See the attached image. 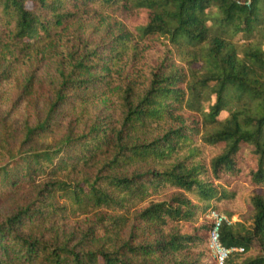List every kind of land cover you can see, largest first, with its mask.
Returning a JSON list of instances; mask_svg holds the SVG:
<instances>
[{
    "label": "trees",
    "instance_id": "16d2710c",
    "mask_svg": "<svg viewBox=\"0 0 264 264\" xmlns=\"http://www.w3.org/2000/svg\"><path fill=\"white\" fill-rule=\"evenodd\" d=\"M71 43L44 118L0 143V199L39 178L44 196L0 221V264H215L203 217L250 190L248 218L220 227L224 264H264V0H0L1 54ZM67 213L76 236L21 230Z\"/></svg>",
    "mask_w": 264,
    "mask_h": 264
},
{
    "label": "rangeland",
    "instance_id": "374dc122",
    "mask_svg": "<svg viewBox=\"0 0 264 264\" xmlns=\"http://www.w3.org/2000/svg\"><path fill=\"white\" fill-rule=\"evenodd\" d=\"M112 16L125 26L139 20L138 15H129L125 12H115ZM83 31L84 37H89L96 42L100 41L102 29L97 23V19H92L90 23H87ZM71 45L72 43L57 45L49 58L41 60L39 55L36 57L33 54L25 62L15 61L13 57L0 53V143L7 138L10 139V147H13L20 140V129L24 125H34L39 119L44 118L51 102L52 90L59 83L57 67L65 58L67 47ZM30 82L32 83L30 91L25 93L29 88L26 91L24 88ZM68 124V118L61 120L57 133L41 139L40 142L44 146L56 143L67 132ZM11 135L15 137L16 142L15 139H11ZM244 151L247 150L244 148ZM7 158L8 156L0 157V165ZM40 179H37L36 185L23 181L19 191L10 194L6 199H0V221L8 216L21 214L23 210L32 211L34 209L38 196L39 198L44 197H41V193L39 194L43 188V182ZM259 188L263 190L264 186ZM252 193L253 191L250 190L240 196L242 209L234 214L237 219L242 216L243 219H247L251 213L249 199ZM221 213L226 214L223 211ZM205 218L206 215L203 219ZM24 220L21 230L38 237L42 236L48 241L55 236L56 232L60 233V239L70 237L72 233L75 236L78 235L77 229L81 224L80 217L68 213L56 217L52 215L50 220L42 219V217L36 219L25 217Z\"/></svg>",
    "mask_w": 264,
    "mask_h": 264
},
{
    "label": "built area",
    "instance_id": "2783aa9c",
    "mask_svg": "<svg viewBox=\"0 0 264 264\" xmlns=\"http://www.w3.org/2000/svg\"><path fill=\"white\" fill-rule=\"evenodd\" d=\"M206 218L210 223V229L208 231V249L210 254L215 259V264H224L228 254L237 250L233 247H226L220 240V227L222 224L231 225L236 222V215L228 216L224 213L209 210L206 214Z\"/></svg>",
    "mask_w": 264,
    "mask_h": 264
}]
</instances>
